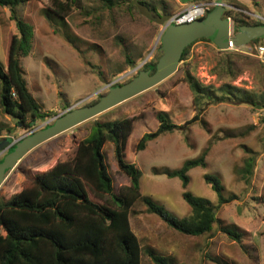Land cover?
<instances>
[{
    "label": "rangeland",
    "instance_id": "rangeland-1",
    "mask_svg": "<svg viewBox=\"0 0 264 264\" xmlns=\"http://www.w3.org/2000/svg\"><path fill=\"white\" fill-rule=\"evenodd\" d=\"M147 1L160 3L159 0ZM163 1L171 14L180 10L181 5L176 0ZM56 2L30 0L16 10L17 15L33 27L30 53L20 59L23 76L28 90L49 116L34 120L25 128L21 122L15 124L0 107V138L15 141L53 121L66 109L90 102L116 80L124 82L131 78L141 61L157 52L163 24L146 17L140 10H129L124 4L108 9L102 0H75L73 3L68 0L70 8L60 17V13L54 11L58 10ZM223 2L225 11L239 12L249 21L260 16L264 22V0ZM15 32L9 9L0 6V62L3 65ZM127 56L135 62L134 68H128ZM247 56L253 58L248 60L249 65L241 67L230 80L228 74L217 67L220 58L217 46L212 41H194L188 56L157 85L30 149L7 172L0 185V198H10L56 161L70 159L77 142L88 135L96 118L135 117L124 157L141 171L142 195L151 197L176 218L189 213L190 208L181 195L180 180L167 177L162 170L178 168L183 161L208 148L205 166L188 171L185 189L216 204V194L203 179L205 173H213L223 184V195L233 196L217 209L220 223L201 236L182 234L170 228L158 216L148 213L143 203L136 201L129 223L142 249L140 264H154L145 253L146 247L169 256L173 264H264V111L252 109L245 103H210L199 111L197 119L187 123L197 109L182 78L184 70L188 69L205 86L216 87L230 81L259 92L262 88L260 63L263 62ZM158 111H165L171 121L181 127L158 135L136 152L134 144L142 133L156 129ZM102 151L113 190L119 192L128 185V177L117 166L112 143L105 142ZM4 154L5 150L0 151V158ZM248 155L255 156V166L251 182L246 185L238 170ZM221 226L234 227L240 234L239 241L223 232Z\"/></svg>",
    "mask_w": 264,
    "mask_h": 264
},
{
    "label": "trees",
    "instance_id": "trees-1",
    "mask_svg": "<svg viewBox=\"0 0 264 264\" xmlns=\"http://www.w3.org/2000/svg\"><path fill=\"white\" fill-rule=\"evenodd\" d=\"M28 1L30 0H0V6L9 9L16 28L9 41L6 64L0 62V107L15 124L21 122L25 128L31 126V121L49 116L48 112L41 110L28 90L20 62L21 57L30 53L33 27L19 17L16 10ZM74 1L70 0V3ZM102 1L108 9L124 4L127 9L138 12L136 3H140L154 17L171 14L163 0H159L158 5L147 0ZM192 1L198 0L189 2ZM55 2L58 10L54 11L60 13L61 17L70 8V3L68 0H54ZM224 15L232 18L234 32L239 25L264 24L260 19L246 20L239 12L233 13L231 10H226ZM197 40L211 41L205 37L194 41ZM193 42L184 47L180 60L188 56ZM259 43H264V37H257L250 42L253 45ZM161 53L160 42L155 56L136 69L132 77L140 70L152 73ZM250 59L253 58L245 54L220 50L217 67L233 80L241 67L249 65ZM125 61L128 68L135 67V62L130 57L127 56ZM260 67L262 88L259 92L234 85L230 81L222 82L216 87L205 86L185 69L182 78L191 91L192 102L197 109V113L187 123L197 119L199 111L210 103H245L252 109L264 111V63H260ZM128 80L115 81L110 86ZM102 94L82 106L96 102ZM155 118L158 122L156 129L142 133L134 144L136 152L143 150L158 135L181 127L173 123L165 111L156 112ZM134 119L135 117L111 120L96 118L88 135L77 142L70 159L56 161L49 169L32 177L28 184L10 198H0V264H140L142 249L129 223L131 208L136 201L143 203L148 213L158 216L167 226L182 234L205 235L220 223L217 209L233 199V196L223 195L224 188L218 175H203L205 183L216 194V204L185 189L189 181L188 171L205 166L208 148H204L198 156L186 159L178 168L162 170L167 177H177L180 180L183 189L181 195L190 208L189 213L176 218L151 197L141 194V171L124 157V147ZM105 142L112 143L117 166L128 177V185L123 186L119 192L113 190L104 161L102 148ZM10 149L8 147L5 153ZM254 166L255 156L248 155L238 170L240 179L246 185L251 182ZM60 188L66 192H60ZM220 229L239 241L240 234L234 227L221 226ZM145 253L154 264H173L169 256L159 254L151 247H146Z\"/></svg>",
    "mask_w": 264,
    "mask_h": 264
},
{
    "label": "water",
    "instance_id": "water-1",
    "mask_svg": "<svg viewBox=\"0 0 264 264\" xmlns=\"http://www.w3.org/2000/svg\"><path fill=\"white\" fill-rule=\"evenodd\" d=\"M136 5L141 13L159 24L164 25L169 17V15L159 18L154 17L146 6L140 3H136ZM225 9L223 0H215L213 8L204 17L189 23L168 24L162 28L158 36L162 53L159 55L152 73L140 70L136 76L127 82L110 86L105 93L100 95L96 102L66 109L57 114L53 121L46 126L34 128L15 141L4 137L0 138V151L11 147L10 151L6 152L0 161V185L5 179L7 172L30 149L163 81L176 69L183 49L187 44L198 38L205 37L211 39L219 50H226L230 21L224 15ZM257 37H264V24L239 25L236 32L230 36V39L235 46H242ZM32 123L33 121H31ZM59 191L66 192V190L61 188Z\"/></svg>",
    "mask_w": 264,
    "mask_h": 264
},
{
    "label": "built area",
    "instance_id": "built-area-1",
    "mask_svg": "<svg viewBox=\"0 0 264 264\" xmlns=\"http://www.w3.org/2000/svg\"><path fill=\"white\" fill-rule=\"evenodd\" d=\"M215 4V0H198L189 2L183 9L170 14L168 19L165 21L163 28L168 24H181V23H189L196 19L202 18L205 14L213 7ZM230 21V28L228 31V46L226 50L235 51L245 55H251L258 58L260 61L264 63V43L259 44H245L242 46H235L230 39V36L233 35V20L230 16H226ZM254 18L260 19V16H255ZM262 20V19H260ZM146 59L141 61V66ZM138 67V66H136ZM134 68V67H133Z\"/></svg>",
    "mask_w": 264,
    "mask_h": 264
},
{
    "label": "crops",
    "instance_id": "crops-1",
    "mask_svg": "<svg viewBox=\"0 0 264 264\" xmlns=\"http://www.w3.org/2000/svg\"><path fill=\"white\" fill-rule=\"evenodd\" d=\"M181 6H180V10L183 9L188 3L189 1H182L180 2L179 0H176Z\"/></svg>",
    "mask_w": 264,
    "mask_h": 264
}]
</instances>
